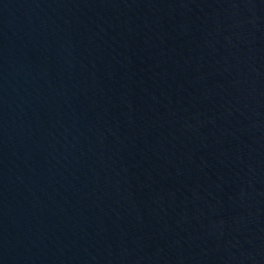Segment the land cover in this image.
Segmentation results:
<instances>
[{"label": "water", "instance_id": "water-1", "mask_svg": "<svg viewBox=\"0 0 264 264\" xmlns=\"http://www.w3.org/2000/svg\"><path fill=\"white\" fill-rule=\"evenodd\" d=\"M0 264H264V0H0Z\"/></svg>", "mask_w": 264, "mask_h": 264}]
</instances>
